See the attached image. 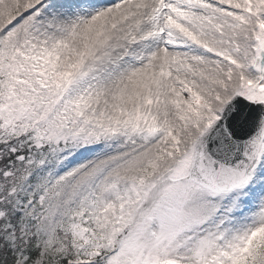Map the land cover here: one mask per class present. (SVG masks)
<instances>
[{"label":"snow or ice","instance_id":"snow-or-ice-1","mask_svg":"<svg viewBox=\"0 0 264 264\" xmlns=\"http://www.w3.org/2000/svg\"><path fill=\"white\" fill-rule=\"evenodd\" d=\"M0 264H264V0H0Z\"/></svg>","mask_w":264,"mask_h":264}]
</instances>
